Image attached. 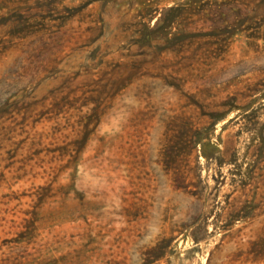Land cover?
<instances>
[{
  "label": "rangeland",
  "instance_id": "374dc122",
  "mask_svg": "<svg viewBox=\"0 0 264 264\" xmlns=\"http://www.w3.org/2000/svg\"><path fill=\"white\" fill-rule=\"evenodd\" d=\"M0 264H264V0H0Z\"/></svg>",
  "mask_w": 264,
  "mask_h": 264
}]
</instances>
